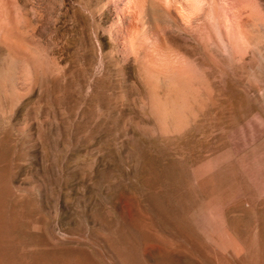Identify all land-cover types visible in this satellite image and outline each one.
<instances>
[{
	"label": "rangeland",
	"instance_id": "374dc122",
	"mask_svg": "<svg viewBox=\"0 0 264 264\" xmlns=\"http://www.w3.org/2000/svg\"><path fill=\"white\" fill-rule=\"evenodd\" d=\"M0 225V264H264V0H0Z\"/></svg>",
	"mask_w": 264,
	"mask_h": 264
},
{
	"label": "bare ground",
	"instance_id": "6f19581e",
	"mask_svg": "<svg viewBox=\"0 0 264 264\" xmlns=\"http://www.w3.org/2000/svg\"><path fill=\"white\" fill-rule=\"evenodd\" d=\"M150 10H151V13H152V16L154 17V19L157 18V17L155 18V16H160L161 15L159 8L157 7V5L153 1L151 2ZM2 232H3V226L0 225V233H2ZM76 264H80V263H76Z\"/></svg>",
	"mask_w": 264,
	"mask_h": 264
}]
</instances>
